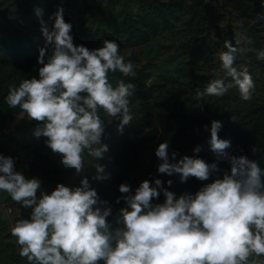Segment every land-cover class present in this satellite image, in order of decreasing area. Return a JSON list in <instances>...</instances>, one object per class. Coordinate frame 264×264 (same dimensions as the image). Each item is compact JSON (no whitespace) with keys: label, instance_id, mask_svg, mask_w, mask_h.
Wrapping results in <instances>:
<instances>
[{"label":"clouds","instance_id":"1","mask_svg":"<svg viewBox=\"0 0 264 264\" xmlns=\"http://www.w3.org/2000/svg\"><path fill=\"white\" fill-rule=\"evenodd\" d=\"M36 13L39 16L41 10ZM62 13V8L57 9L51 30L41 21L49 48L39 50V78L9 86L6 102L37 122L34 135L46 137L47 147L81 179L79 186L58 183L45 193L37 178H26L14 170L11 157L0 155V192L31 209L29 218L10 228L19 255L29 264H264L260 259L264 257V170L246 155L225 152L230 142L218 136L222 124L217 120L210 128L205 126L210 132L208 144L227 162V169H218L198 156L176 160L175 152L170 161L167 142L158 145L155 155L161 161L157 172L178 174L181 183L190 177L207 181L216 172L222 176L194 194L180 196L163 188L159 178L152 183L141 181L134 193L121 183L119 192L124 195L116 203L123 199L124 207L112 222L107 219L112 209L83 175L84 158L86 153L95 161L93 179L107 178L105 166L97 162L108 151L102 142L105 122L100 112L112 120L118 118L117 130L123 132L133 121L129 98L136 87L124 79L113 86L109 74L135 77L136 73L133 63L125 59L130 53L121 55L115 41L104 40L102 47L92 50L74 45L72 24ZM256 20H264V13ZM235 43L239 45L240 39ZM223 48L218 60L224 78L197 90L196 98L221 97L236 87L248 101L255 85L247 67L238 70L234 66L239 49L227 39ZM257 59L264 60V50L257 51ZM166 183L170 186L173 181ZM160 191L164 201L154 204Z\"/></svg>","mask_w":264,"mask_h":264},{"label":"rangeland","instance_id":"2","mask_svg":"<svg viewBox=\"0 0 264 264\" xmlns=\"http://www.w3.org/2000/svg\"><path fill=\"white\" fill-rule=\"evenodd\" d=\"M28 0H0V35L9 36L13 43H19V31L23 32L24 21L21 11ZM39 5H49L54 11L62 8L67 0H32ZM76 10L74 23H81L90 30L112 32L118 28L125 14L140 19L142 10L153 13L157 20L158 29L149 40L135 42L131 46L119 49L120 54L131 61L137 74L135 80L136 95L129 99V111L133 119L148 114L154 123V129H146L136 141L137 153L135 160L128 170L137 171L143 167H151V183L154 178L162 181L163 188L176 196L184 193H195L204 184L212 182L221 172H216L207 181L190 177L181 183L178 174L168 176L157 172L161 162L155 155V150L162 142L168 143L169 159L175 152L176 160L183 156H193V147L201 138L209 140L213 120L220 121L222 127L218 132L221 139L228 140L230 147L225 152L230 155H246L264 170V151H259L262 138L254 133L251 137L241 138L243 122H246L257 106L264 105V60H259V67L250 70L254 81L252 98L248 101L240 97L234 98L227 93L221 97L205 96L198 100L196 91H203L206 85L217 77L224 78V72L218 60V53L223 48V41L229 40L239 51L234 66L237 68L246 59L243 53L248 50L246 43L250 39L249 28L261 36L264 44V20L257 21V16L264 13V0H69ZM164 3H170L167 7ZM22 14V16H21ZM21 16V18H20ZM4 30H6L4 32ZM3 32V33H2ZM26 32V31H25ZM9 33V34H8ZM28 32H26L27 34ZM240 39V44L235 41ZM26 44L27 39L23 38ZM263 46V45H262ZM264 48V46H263ZM257 57V55H256ZM27 70L14 67L7 62H0V155L11 157L14 170L26 178H37L41 189L50 193L56 185L64 184L69 187L79 186L80 175L72 168H65L61 156L53 153L44 146L36 158L35 164L28 165L23 160H16L15 154L23 155L30 149L31 139L35 137L34 128L37 122L29 120L19 107L12 108L6 102L9 86L18 87L22 80L39 78L38 69L42 66L35 60ZM124 79L132 83L131 77H123L121 73H110L109 80L116 82ZM224 113V117H219ZM101 119L105 122V134L102 142L108 145V151L103 159L97 162L105 166L106 179L96 180L95 161L85 153L83 175L88 178L90 187L96 191L99 184L107 183L114 168L112 153L119 138L117 125L119 119L108 117L102 111ZM193 121L194 127H184V122ZM162 122L164 126H162ZM128 126V125H127ZM16 127H22L12 131ZM1 133H3L1 135ZM237 135L239 137H237ZM196 143V144H195ZM3 149V151H1ZM206 155L202 157L207 163H215L218 169H227L224 159L207 146ZM254 150V151H253ZM180 151V152H179ZM174 162V161H172ZM172 180L169 186L166 181ZM126 184L131 193L139 186L133 180L132 173L127 174ZM37 192V197L40 195ZM130 193V194H131ZM124 194L121 193V197ZM122 207H124V201ZM163 191L153 203H163ZM30 208L11 200L5 192H0V264H29L26 258L19 255V245L11 236L10 228L20 219L29 218ZM113 221V218L111 222ZM264 261V257L260 258ZM99 264H103L100 261Z\"/></svg>","mask_w":264,"mask_h":264},{"label":"trees","instance_id":"3","mask_svg":"<svg viewBox=\"0 0 264 264\" xmlns=\"http://www.w3.org/2000/svg\"><path fill=\"white\" fill-rule=\"evenodd\" d=\"M165 6L169 7L170 3H164ZM40 9L41 13L38 16L36 10ZM57 11V10H56ZM56 11L49 5L42 6L37 2L28 0L26 7L21 11L24 17L22 27L23 32L19 31V43H13L10 37L0 35V62H7V64L13 65L17 68H22L27 70L29 65H34L36 58L39 55V50L41 48L48 49L49 45L46 43L44 36L41 32V21H43V26H46L51 30L52 22L54 19V14ZM76 10L73 5L67 0L64 4L63 18L66 22L72 24V30L70 35L73 37L74 45H83L89 50L99 48L103 46L104 40L115 41L119 45V49L127 46H131L133 43L139 41L144 42L149 40L150 35L154 34L158 29L157 20L153 17L155 12H147L145 9L142 10V16L140 19L133 18L128 14H125L124 18L119 23V27L112 32H101L99 30H90L81 23H74V16ZM21 14V16H22ZM20 16V18H21ZM6 30H4L5 32ZM28 32L26 34V32ZM250 39L247 40L248 50L243 53V58L246 59L245 63L240 64L237 69L240 70L242 67H247L250 74V70L254 67H259L260 62L257 59V51L264 50L263 42H261V36L256 35L249 28ZM3 33V32H2ZM9 34V33H8ZM23 38L27 39L26 44ZM263 45V46H262ZM142 73L141 70L131 77V81L135 84V80ZM217 77L215 79H219ZM230 79V78H228ZM227 94L231 97H240L238 88L233 87L228 90ZM136 95V89H134L133 95ZM130 99V98H129ZM224 113H221L219 117H224ZM242 131L240 132L241 138L251 137L254 133H257L262 138V144L259 151H264V105L257 106L252 112V116L243 122ZM184 127H194L196 125L193 121H186L183 123ZM162 126H164L162 122ZM154 123L151 117L146 113L140 115L133 119L132 124L125 126L123 132H119V138L114 147L112 153V164L114 168L111 172L110 179L107 183H100L97 189V194L99 198L103 201H107L108 205L112 209V215L107 219L111 222L113 216H115L119 209L122 208V201L116 203V199L121 197L119 192V185L121 183H126L127 174L132 173L133 180L137 181L138 185L143 180H148L151 183V172L152 168L149 166L143 167L137 171L128 170V167L136 159L135 154L137 153L136 140L141 137L142 132L150 128L154 129ZM22 127H16L12 131H16ZM3 133H1L2 135ZM237 137H239L237 135ZM46 137H34L28 144L30 149L26 151L23 155L15 154L14 158L16 160H23L24 163L28 165H34L36 158H38L41 149L46 146ZM196 144V143H195ZM207 139H199L196 145L191 144L192 149L200 148L199 152H195L193 156H198L202 158L206 155L208 146ZM3 151V149H1ZM180 152V151H179ZM0 224L2 221L0 220Z\"/></svg>","mask_w":264,"mask_h":264}]
</instances>
